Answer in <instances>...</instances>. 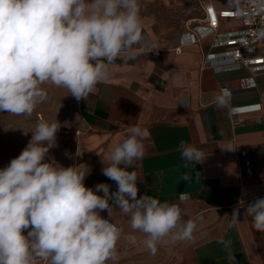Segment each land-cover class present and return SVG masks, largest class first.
Returning a JSON list of instances; mask_svg holds the SVG:
<instances>
[{"label":"crops","instance_id":"obj_1","mask_svg":"<svg viewBox=\"0 0 264 264\" xmlns=\"http://www.w3.org/2000/svg\"><path fill=\"white\" fill-rule=\"evenodd\" d=\"M222 1L140 0L145 39L134 46L135 58L118 57L109 66V79L86 99H76V109L58 120L49 156L88 173L86 187L106 183L112 192L117 185L102 169L128 127L141 126L145 155L127 169L137 174L138 196L179 204L184 220L196 223L191 239L165 238L153 254L144 247L143 234L130 228L129 217L113 207L109 219L123 233L116 264H264V233L255 231L245 214L249 204L264 198V74L204 68L208 40L180 42L187 40L185 20L200 11L201 2L217 8L239 3ZM167 25H182L176 38H165ZM224 91L227 102L217 106L215 97ZM182 142L202 150L203 162L185 161ZM181 194L188 199L181 202ZM100 214L108 218L107 210ZM37 264L50 262L38 258Z\"/></svg>","mask_w":264,"mask_h":264},{"label":"clouds","instance_id":"obj_2","mask_svg":"<svg viewBox=\"0 0 264 264\" xmlns=\"http://www.w3.org/2000/svg\"><path fill=\"white\" fill-rule=\"evenodd\" d=\"M140 11V0H0V112L30 116L47 99L46 84L86 99L109 79L118 57L135 58L134 46L145 39ZM227 96L217 95V106ZM60 127L57 119L38 122L26 147L0 169V264H37L38 258L50 264H116L123 233L109 219L113 207L129 217L130 228L143 234L153 254L165 238H192L196 223L184 220L179 204L138 196L137 174L127 169L145 155L141 126L128 127L102 169L116 183L115 192L106 183L86 187L88 173L49 156ZM180 150L191 164L206 158L191 144L182 142ZM187 199L181 194V202ZM104 210L108 218L101 216ZM245 214L264 233V198L249 204ZM126 238L136 243L134 235Z\"/></svg>","mask_w":264,"mask_h":264},{"label":"built area","instance_id":"obj_3","mask_svg":"<svg viewBox=\"0 0 264 264\" xmlns=\"http://www.w3.org/2000/svg\"><path fill=\"white\" fill-rule=\"evenodd\" d=\"M185 26L187 40L181 37V44L209 42L204 68L214 71L246 68L254 75L264 74V0H239L237 6L226 8L201 2L200 11L189 15Z\"/></svg>","mask_w":264,"mask_h":264},{"label":"rangeland","instance_id":"obj_4","mask_svg":"<svg viewBox=\"0 0 264 264\" xmlns=\"http://www.w3.org/2000/svg\"><path fill=\"white\" fill-rule=\"evenodd\" d=\"M229 0L220 4L227 5ZM225 22H229L226 20ZM182 25H167L165 38H176ZM47 99L40 103L30 116L0 112V167H6L11 155H19L31 139L32 131L40 121L60 120L77 107L76 98L66 88L43 85ZM63 109L64 114L61 113ZM89 119V117H87Z\"/></svg>","mask_w":264,"mask_h":264},{"label":"snow or ice","instance_id":"obj_5","mask_svg":"<svg viewBox=\"0 0 264 264\" xmlns=\"http://www.w3.org/2000/svg\"><path fill=\"white\" fill-rule=\"evenodd\" d=\"M211 11V10H210ZM213 22H214V17H213Z\"/></svg>","mask_w":264,"mask_h":264}]
</instances>
